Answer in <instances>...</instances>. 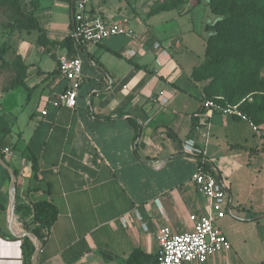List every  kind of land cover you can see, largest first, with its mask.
Returning a JSON list of instances; mask_svg holds the SVG:
<instances>
[{"label":"crops","instance_id":"obj_1","mask_svg":"<svg viewBox=\"0 0 264 264\" xmlns=\"http://www.w3.org/2000/svg\"><path fill=\"white\" fill-rule=\"evenodd\" d=\"M111 1L93 6L135 35L98 44L74 40L71 52L60 43L72 28L71 0H25L42 30L33 37L31 30L20 47L23 75L0 90V123L9 129H0V143L12 149L1 155L14 173L0 161V264H25L23 237L15 234L34 225L29 209L38 201L54 205L57 218L36 264H127L135 249L158 255L160 227L190 230V215L208 210L192 180L202 161L227 182L232 199L216 223L232 247L202 264H264V197L253 199L264 169V123L256 132L238 117L207 113L204 84L191 76L213 22L207 0L147 20L122 13L127 0L116 8ZM154 41L167 56L157 54ZM63 54L82 60L73 106L51 104L67 85L58 70ZM160 90L167 104L154 100ZM187 140L196 151H187ZM258 189L264 195V182Z\"/></svg>","mask_w":264,"mask_h":264},{"label":"built area","instance_id":"obj_2","mask_svg":"<svg viewBox=\"0 0 264 264\" xmlns=\"http://www.w3.org/2000/svg\"><path fill=\"white\" fill-rule=\"evenodd\" d=\"M95 2L96 0H71L72 28L69 35L77 44H98L117 35H135V31L126 27L119 20L109 19L97 11L93 6ZM152 47L160 57L167 56V50L158 41L152 42ZM58 70L66 79L67 85L64 91L51 100V104L73 106L79 87L83 82L82 60L77 55H60ZM154 100L167 104L169 97L164 90H160ZM221 100H223L221 96L215 98H210L205 94L201 96L202 107L207 113L238 117L248 122L254 131L259 132L258 124L241 108L245 98L237 103H223ZM41 112L43 115L47 114L46 109ZM206 120L207 118L200 117L202 124H206ZM184 146L188 152L197 150L192 140H187ZM11 152L10 146L0 143V154ZM192 180L198 191L207 197L208 210L200 215L196 213L190 215V220L193 223L190 230L174 232L169 225L159 228L157 238L160 251L157 257L160 264L193 262L202 264L206 263L212 255L228 251L232 247L228 237L216 224L217 220L224 218L231 211L227 182L221 179L204 161L193 173Z\"/></svg>","mask_w":264,"mask_h":264},{"label":"rangeland","instance_id":"obj_3","mask_svg":"<svg viewBox=\"0 0 264 264\" xmlns=\"http://www.w3.org/2000/svg\"><path fill=\"white\" fill-rule=\"evenodd\" d=\"M119 1L112 0L110 3L112 8H116ZM196 1L198 0H127L122 13L126 15L130 10L146 20L159 15L168 17L175 12L188 11ZM25 4V0H0V90L13 87L18 78L23 75L20 63H23L24 58L19 51L21 45L29 42L28 34L30 33L21 27V24L27 20L28 13ZM214 4L221 13L218 16L211 11L213 13L212 23L218 19L223 21L219 25L223 27L219 40L213 42L215 54L219 57L230 52V56L234 58L237 52L245 53L247 64L262 78L264 67L260 64L258 57L264 58V0H214ZM230 16L232 19H227ZM254 19L257 23L251 22ZM68 28L69 26L65 23L60 26L63 31H68ZM211 32L214 33L216 30ZM211 32H208V37L212 34ZM36 34L38 31L35 29L31 31L30 36L33 37ZM43 58L52 62V58L47 53H44ZM205 60L206 58L203 57L200 64H203ZM206 65H209V62H206ZM201 75L206 78L201 82L207 84L214 74L208 68ZM223 75L227 78L225 74ZM224 81L225 79L222 80ZM263 182L264 169L260 178L255 182L253 199L256 198L257 203H261L264 197L262 190L258 189L259 186L261 188Z\"/></svg>","mask_w":264,"mask_h":264},{"label":"trees","instance_id":"obj_4","mask_svg":"<svg viewBox=\"0 0 264 264\" xmlns=\"http://www.w3.org/2000/svg\"><path fill=\"white\" fill-rule=\"evenodd\" d=\"M208 6L214 14L220 15L221 11L214 4V0H209ZM26 18L27 20L21 24L22 28L27 29L29 32L35 29L42 30L33 13L27 14ZM227 19L231 20L232 16ZM220 20L221 19H218L215 23L205 26L208 32L212 30H216V32H211L212 34L207 38L204 54L206 58L205 62L194 67L191 76L195 81H204L206 78L202 76L201 73L210 68L214 75L207 84H204L203 90L206 95L210 98L221 96L223 97V100H221L223 103H237L245 98L246 100L241 106L242 110L249 114L258 125H261L264 123V75L262 78L259 77L252 67L247 64V55L243 52L235 53L234 58L230 56V52L224 53L219 57L215 54L213 42L214 40H219V34L223 31V27L221 28L219 26L223 21ZM251 22L257 23L255 19ZM60 43L66 46L71 52L74 50V39L70 35L62 39ZM258 59H260V64L264 67V58L258 57ZM206 62H209V65H206ZM20 64L24 72L26 66L24 63ZM223 74H225L227 78L224 77ZM223 79H225L224 82H222ZM17 85L26 86L22 80L18 81ZM249 96L252 98V101L248 100ZM0 129L3 131L9 130L7 127L1 125V123ZM18 209H22V206L19 205ZM29 211L33 213L32 224L34 225L31 227L26 223L25 227L38 237L43 246L49 230L57 218V210L54 205L48 201H38L32 204ZM43 230H45V233ZM22 247L25 264H32L35 245L30 237H23ZM157 256L158 255L148 254L141 249H135L127 259V264H160Z\"/></svg>","mask_w":264,"mask_h":264},{"label":"water","instance_id":"obj_5","mask_svg":"<svg viewBox=\"0 0 264 264\" xmlns=\"http://www.w3.org/2000/svg\"><path fill=\"white\" fill-rule=\"evenodd\" d=\"M0 161L3 162V163L5 164V162H4V160H3L1 154H0ZM5 166L8 168V166H7L6 164H5ZM8 169H9V168H8ZM9 173H10V175H11L12 177L14 176L13 171H11L10 169H9ZM229 195H230V194H229ZM231 201H232V199L230 198V202H231ZM10 215H11V217H10V223H11V222H12V219H13V218H12V217H13V205H12L11 210H10ZM15 235H17L18 237H25V236H28V237H30V239H31L32 241H34L35 252H34V254H33V258H32V264H36L37 254H38L39 250L42 248V245H41V243H40L38 237H37L34 233H32V232H30V231H28V230L21 231L20 233L15 234Z\"/></svg>","mask_w":264,"mask_h":264}]
</instances>
